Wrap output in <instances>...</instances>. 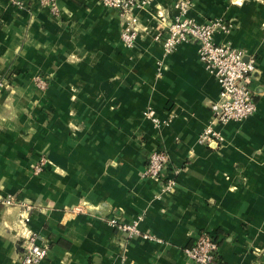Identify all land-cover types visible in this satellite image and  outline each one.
Segmentation results:
<instances>
[{
	"label": "crops",
	"instance_id": "1",
	"mask_svg": "<svg viewBox=\"0 0 264 264\" xmlns=\"http://www.w3.org/2000/svg\"><path fill=\"white\" fill-rule=\"evenodd\" d=\"M20 1L0 0V196L33 207L26 227L48 247L40 264H195L184 248L203 232L218 237L221 264H264V0H191L187 12L221 19L229 28L215 40L256 58L257 110L225 124L213 120L220 86L197 43L163 50L177 0L134 9L131 47L120 12L99 0H56L58 15ZM210 124L223 142H200ZM155 149L169 154L170 190L144 175ZM22 210L0 203V264H22ZM113 217L150 236L117 231Z\"/></svg>",
	"mask_w": 264,
	"mask_h": 264
},
{
	"label": "built area",
	"instance_id": "2",
	"mask_svg": "<svg viewBox=\"0 0 264 264\" xmlns=\"http://www.w3.org/2000/svg\"><path fill=\"white\" fill-rule=\"evenodd\" d=\"M99 1L120 12L124 19L121 40L126 46H133L138 36L136 26L139 19L133 11L151 5L153 0ZM11 2L14 5L22 6L20 0H11ZM39 2L48 8L51 14H59L56 0H39ZM190 5L191 0H177L175 3L177 14L170 25L166 27L165 34L159 37L162 40L163 50L168 55L181 44L196 42L200 61L216 77L220 86L219 97L210 105L214 122L220 124L231 121L242 122L251 117L257 110L251 85L253 73L257 68L256 58L254 56L246 58V52L243 49L237 48L229 42L216 41L215 33L219 30H228L229 25L221 19H211L203 23L197 22L187 15ZM38 82L40 85H44L41 78ZM143 114L156 126L160 125L153 107H148ZM168 121L165 120V123ZM199 140L202 143H220L224 141V137L210 124L201 132ZM44 164L45 159H40L34 166V173H41ZM168 164V152L155 149L149 155L144 175L157 181L165 180L164 188L170 190L175 184V178L171 176L164 179V172ZM0 203L6 206L19 204L23 207L18 223L20 226H25L27 241L21 256V263L40 264L47 256L48 247L40 243L37 234L26 227L30 222L33 207L30 204L18 202L12 195L0 196ZM109 223L119 232L125 231L131 235L150 236L140 230L139 220L125 223L113 217L109 219ZM218 249L219 244L213 235L203 232L193 244L184 248V253L195 264H221Z\"/></svg>",
	"mask_w": 264,
	"mask_h": 264
},
{
	"label": "water",
	"instance_id": "3",
	"mask_svg": "<svg viewBox=\"0 0 264 264\" xmlns=\"http://www.w3.org/2000/svg\"><path fill=\"white\" fill-rule=\"evenodd\" d=\"M82 205L87 209V211L98 212V208L96 206L94 207V205L90 204L89 202H84Z\"/></svg>",
	"mask_w": 264,
	"mask_h": 264
},
{
	"label": "trees",
	"instance_id": "4",
	"mask_svg": "<svg viewBox=\"0 0 264 264\" xmlns=\"http://www.w3.org/2000/svg\"><path fill=\"white\" fill-rule=\"evenodd\" d=\"M214 237V239L218 242V244H219V241H218V237L217 236H213Z\"/></svg>",
	"mask_w": 264,
	"mask_h": 264
}]
</instances>
